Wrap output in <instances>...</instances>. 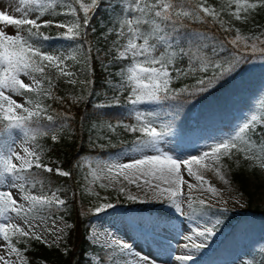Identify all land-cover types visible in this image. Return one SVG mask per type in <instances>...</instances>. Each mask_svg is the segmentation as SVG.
<instances>
[{
    "label": "snow or ice",
    "instance_id": "6c2138e0",
    "mask_svg": "<svg viewBox=\"0 0 264 264\" xmlns=\"http://www.w3.org/2000/svg\"><path fill=\"white\" fill-rule=\"evenodd\" d=\"M100 2L108 3V6L114 10L119 9V18L109 32H115L117 39L113 41L115 53L109 61V65H104L103 58H100V63L103 67H108L113 63L128 60L131 57V64L126 68L121 67L115 73L121 81L112 85L114 90L121 94L126 90L125 84L128 85L129 91L126 97V104L122 105L117 97L110 107H129V112L135 113L137 124L129 125L125 123V130L135 133H141V137L136 138L130 148L125 147L122 152L110 161H103L97 165L96 171L111 174L113 170L124 179L128 180V173L140 174L139 179L142 184H150L149 179L145 177L155 178L158 181L169 185L168 187L156 186L158 190L152 192V199H164L173 207L178 214L186 218L197 219L208 217V211L205 209V200H199L200 208H194L191 196L188 197L187 209L182 208L181 185L188 183V188L191 190L194 185L183 179L181 175V164L187 168L189 177H195L197 181H202V177L193 173L191 164L199 163L204 157L208 156L207 152L201 156H192L190 158H180L169 154L162 147V143L166 137L179 134L182 131L181 118L183 116L182 109L187 105L192 104L196 98L202 96L215 88L221 81H226L229 78H234L235 75L242 69V64L247 60L245 55L238 54L236 49H241L246 52L250 47L253 54L259 52L264 57V47H258L256 43L249 45L245 37L237 35L235 38L228 40H217L215 36L209 35L207 32L199 31L191 27V23L200 22L208 23L206 17L217 19V13L209 6L200 3V0H122L120 3H113V0H100ZM28 4L37 5L40 10V15L35 19L29 18L31 12L36 11L32 7L20 8L23 18H14L0 12V21L9 25H26L27 37L22 36L19 32L16 35L6 34L0 30V122H7L4 125L5 130L19 129L25 139L29 137L35 138L37 135H46L49 132L53 133L51 139L56 141L59 137L55 134L59 129L66 126L70 127L69 121L72 120L70 115H65L63 121L57 126L53 121V116L48 115L47 121L52 122L48 125H41L39 120H33V117L40 116V104L37 102L35 107L37 111H32L28 107L12 98V95H6V92L13 93L17 96H26L36 92L38 95L48 99L65 103L64 97L55 95L53 88L55 87L51 77L46 69H55L59 76L68 78L67 83L75 85L77 80L73 77L75 73L68 70L67 60L77 61V56L69 52L68 55H51L42 51L43 45L38 41H48L53 39L49 35L41 33V27H57L65 28L67 31L60 33L56 38L75 40L83 34L84 43H78L76 49L82 52V59L87 64L91 59V48L89 47L86 54H83V49L87 43V29L90 26V13L94 12L98 6V0H92L90 5H86L80 0L79 7L83 10V24L77 19L72 22L71 26L65 23H57L54 20H41L44 15V10L49 7L44 3V0H27ZM229 3L236 5V11L232 13L237 20L242 19L240 13H248L250 10L257 9L258 4L264 6V0H257L256 3H250L249 0H229ZM190 5V7H189ZM75 13L76 9L72 8ZM247 19V16L243 17ZM220 26H224V22L220 21ZM83 28V33L81 29ZM35 29V31H33ZM95 32V28L92 29ZM225 31H231L225 28ZM121 40H126V43H121ZM233 46V50L229 51L227 44ZM264 44V41H261ZM243 45V48H241ZM99 51V50H97ZM112 49H109L111 52ZM228 52L227 56L221 55ZM186 60V67H177L179 61ZM175 73V79L181 76L195 75L197 72L206 73L209 69L212 70L211 77L200 76L196 84L189 86L185 84L180 88H172V72ZM126 74V78H125ZM21 77H26L31 83H26ZM45 81L47 86L45 87ZM87 83L88 81H80ZM110 83V82H109ZM73 103H78L84 97H71ZM27 103L33 101L29 99ZM145 104H160L169 106L172 109L171 120L167 123L161 122L159 130L154 126V119H159L155 113H145L140 111L137 106ZM96 108L105 107L102 104L94 105ZM22 109L24 114H17L16 110ZM142 117H145L142 119ZM260 125V128L257 126ZM111 127V125H110ZM264 122L258 119L256 115H252L240 128L236 136L222 140L212 146V155L215 159H219V155H229L231 149H236L235 140L240 139L247 131L253 136L259 131V136L264 140ZM3 132H0L2 135ZM245 151L244 149H239ZM250 155L245 159L255 160L259 163L260 168L264 169V147L260 148V154L252 152L251 147L247 150ZM9 154L5 155L3 148H0V188L6 187L9 190H0V218H3L6 223H0V237L2 241H6L7 247L0 249L4 250L8 256L13 253L20 258L22 264H28V260L24 257L21 250L12 242L10 230L13 236L20 238H34L37 242H47L43 239V235L38 232L39 225L34 223V220H44V216L30 217L28 210L35 209L40 206V209L46 212H59L65 205L66 201L57 196V192L53 191L51 195H33L25 193V186L29 182V176L24 175L27 170L35 167L42 169L48 173H53L60 177L70 178L72 173L70 170H62L60 167L53 169L50 166L41 163V157L35 150H30L28 147L23 148L24 155L19 152L8 149ZM152 153V154H146ZM219 154V155H218ZM131 156L130 162H120V157ZM31 157V158H30ZM19 163H13V160ZM132 183L133 181H129ZM35 183H43L36 181ZM139 186V185H137ZM105 187V185H101ZM11 189H18L22 194L19 197L14 196ZM121 193L124 188L119 189ZM209 192H215V188H209ZM127 199L136 201L137 197L129 195ZM27 202L28 209L25 207ZM145 202V201H140ZM112 203H105L97 206L95 211L100 213L104 209L113 208ZM208 207H211L209 205ZM228 209H218L220 215L214 219L209 218L204 221L203 226L197 225L193 235L186 236L183 247L188 249V254L179 255L176 257L181 262H188L193 259V255L206 247L209 241L219 229L222 223V216ZM14 221H20L24 225ZM77 225L73 224L70 231L76 230ZM90 228H95V225H90ZM88 232L85 233V236ZM107 235V234H106ZM96 239H99L97 236ZM118 244L122 250L131 251V246L126 242L113 241L101 246L103 251H107ZM261 254H264V245H257ZM70 251L66 249V253ZM257 252L255 248L252 253H247L242 260V264H253V259ZM97 261L103 264L102 257L97 255ZM0 262L3 264H12V261L6 259L5 255H0ZM132 264H154V261L146 256L136 257ZM258 264H264V258L260 259Z\"/></svg>",
    "mask_w": 264,
    "mask_h": 264
},
{
    "label": "trees",
    "instance_id": "16d2710c",
    "mask_svg": "<svg viewBox=\"0 0 264 264\" xmlns=\"http://www.w3.org/2000/svg\"><path fill=\"white\" fill-rule=\"evenodd\" d=\"M80 2L90 5L92 0H80ZM120 2L122 0H113V3ZM249 2L256 3L257 0H249ZM44 3L49 5L44 10L47 20H54L57 23H65L71 26L72 22L79 19L81 25L83 24L84 13L80 9L79 3H76V0H44ZM200 3L213 8L218 14L217 19L213 20L212 17H206L208 23L202 24L197 21L191 23V27L207 32L209 35L215 36L217 40H224L225 38L231 40L235 38L237 35L236 30L239 29V35L248 38L247 43L249 45L256 43L258 47H264V44L261 43V41H264V6L258 4L257 9L250 10L247 14L241 12L242 19L237 20L232 14L236 11V5L229 3V0H200ZM35 6L39 10L38 6ZM72 8L76 9L75 13L72 12ZM90 16L91 21L86 37L87 43L83 49V54H86L88 48H91V59L87 64L82 59V52L76 49L78 43L85 42L83 34L75 40L60 38V41L63 42L65 40H68L69 43L74 41V48L78 52L76 62L87 66L89 73L86 74V81L88 82L83 88V92L86 94L85 99L80 100L78 103H73L62 84L55 85L53 92L57 96L64 97L65 103L63 104L38 95L36 92L25 96L32 101L39 102L42 110L40 111V116L38 118L34 116L33 120L38 119L41 125L52 123L47 121L46 117L48 115L53 116V121L57 126L63 121L65 115L72 117V120L69 121L70 127L66 126L55 133L59 137L56 141L51 139L53 134L51 132L46 135H37L35 138L30 137L35 143L34 145L42 150L44 154L45 159L42 164L53 169L60 167L62 170H70L72 175L70 178L60 177L55 172L48 173L35 167L22 173L29 176V182L25 186L26 191L39 195L49 194L60 189L57 192V196L66 201V205L59 212H46L40 209V206H37V208L30 210L29 214L32 216H44L46 221L51 220V218H63L71 226L73 224L77 225L74 231H70L71 226L68 228L64 249L56 245L48 246L43 241L37 242L33 240L30 247H26L23 242H16L19 249H23L28 264H101L100 261H95L93 258L92 255L95 254L102 257L103 264H116L118 253L121 252L119 247L103 251L101 246L91 243L88 235L85 236L86 232L89 234L90 225H93L96 215L93 210L97 206L104 203H114L116 198L121 200H124V198L115 190H107L101 186H99V191H106L107 197H103L101 192H85L82 184L89 170L83 160L94 157H113L122 152L125 147L130 148L132 142L136 138L141 137L142 134L129 132L123 127L125 123L137 124L135 113L130 114L129 112L130 106H108L114 103V101L110 100L111 97L107 93L111 88L108 82L109 77L111 75L114 77V71L121 67L126 70L127 64L131 61L130 57L128 60L113 63L108 67H103L100 60L96 57L97 49L104 48L111 36L108 33V29L110 26H114L118 20L119 9L114 10L108 6V3L98 0V6L94 12L90 13ZM245 16H247V19L243 18ZM220 21L224 22L223 27L220 26ZM17 27L22 29L27 37V28L30 26L18 25ZM93 28H95V32L92 31ZM225 28H229L231 31L226 32ZM39 31L45 35L58 37L60 33L67 31V27H41ZM81 33H83V28ZM50 40L43 42L47 46ZM226 47L229 51L233 50V46L230 43ZM241 48H243V45H241ZM236 51L238 54L245 55L247 62L242 64V69L234 78L221 81L215 88L199 96L192 104L182 109L181 128L194 129L195 126L200 125L206 127L207 120L210 118L216 121L220 127H227L229 121L227 119L232 114L233 108L237 106L239 99L248 96L251 91L257 90L258 86L264 82V57L259 52L253 54L250 47L246 52H242L241 49H236ZM228 54V52H224L221 55L227 56ZM112 56L113 54L108 57L107 63L103 61L104 65H109ZM176 66L186 67L187 61L181 60ZM170 70L173 76L172 88H180L185 84L192 86L196 84L200 76L211 77L212 75V70L209 69L206 73L197 72L195 75L181 76L177 80L175 79L174 70ZM257 97V104L253 108H255L257 116L264 119V92H259ZM119 100L122 105L126 104L125 99L120 98ZM96 104H102L105 107L96 108L94 107ZM164 108L172 113V109L169 106L164 105ZM194 110L197 111L195 124L189 121ZM150 113L158 115L162 112L159 109L157 112L151 111ZM200 119L205 123H201ZM6 123L0 122V132H3L0 135V144L6 132L4 129ZM257 127L260 128V125ZM261 130H264V128H261ZM236 141L239 142L237 147L239 155L242 154V151L239 150L242 149V143H246L249 148H255L259 153L260 148L264 147V140L260 138L259 131L255 136L251 132L246 131ZM228 165L232 180L239 185L240 191L248 198L247 207L239 212L229 210L223 214L220 227L225 226L229 231L222 233L216 239L214 248L204 258L195 261L200 264H212L215 259L225 260V258H233L237 252L246 251L247 249L249 253H252L254 248L257 252L254 260L258 263L260 259L264 258V254L260 253L258 247L251 246L246 249V243L241 238L246 234H252L253 239L258 242L257 245H264V209H260L257 205L251 206L255 193L262 187V184L256 183L252 189L248 175V173H251L258 176L257 167L254 165L247 168H235L234 163L230 161ZM36 181H41L43 186H41V183H35V187H32V184ZM208 206H204L208 211L206 219H213L220 215L218 212L219 208ZM193 207L200 208L201 205L193 204ZM134 210L140 213L156 215L161 221H170L174 218L170 212L160 207H144L137 202L134 205ZM197 220H202L198 214ZM66 249L70 250L67 254H65Z\"/></svg>",
    "mask_w": 264,
    "mask_h": 264
},
{
    "label": "rangeland",
    "instance_id": "374dc122",
    "mask_svg": "<svg viewBox=\"0 0 264 264\" xmlns=\"http://www.w3.org/2000/svg\"><path fill=\"white\" fill-rule=\"evenodd\" d=\"M32 7L36 9L30 13L29 18L35 19L38 15H40V10H37L34 4H28L27 0H0V12H4L6 15L12 16L14 18H23L22 14L18 9ZM41 20H47V16L43 15ZM18 25H9L0 21V30L5 31L6 34L16 35L18 32L20 35L25 36V32L22 29L17 27ZM113 37H110L107 42L105 48L97 49L96 57L100 60L103 58V61L108 62V57L115 53V47L113 46V41L117 39L115 32ZM51 36V35H50ZM53 37V36H51ZM43 45L42 51L47 52L51 55H68L70 51L76 56H78V52L74 48V41L70 42L68 40L60 41V38L53 37L49 41V44L46 46L43 41H38ZM121 43H126V40H121ZM69 43V44H68ZM109 49H112L109 52ZM131 58V57H130ZM66 64L69 66L70 71L75 73L74 79L77 80L75 85L69 84L66 82L68 78L61 77L58 75L55 69H46L48 75L51 77L54 85H64L66 88L68 95L70 97H84L83 88L86 86V83H81L80 81H86V74L89 73L87 70V66L83 63H79L72 60H67ZM131 64V62L127 65V67ZM120 69H117L118 72ZM170 70V69H169ZM115 72V73H116ZM24 79L26 83H31L30 80L26 77H21ZM126 78V74H125ZM121 81L120 77L116 75L110 77V90L107 92L111 97V101H115L118 97L125 98L128 95V85L125 84V91L121 94L119 91L114 90L112 85H115ZM47 86V81H45V87ZM259 92H264V83L258 86L257 90H253L246 97H241L238 101V106L234 107L232 114L227 119L228 126L220 127L217 122H210L203 126H196L194 129L182 128V131L179 134L168 136L166 140L162 143V147L169 154H172L176 157L180 158H190L192 156H201L203 153L207 152L209 155L204 157L199 163L193 162L191 164V168L195 175L202 177V181H197L195 177H192L190 183L194 185V187L190 190L188 188V183H184L181 185V197L182 200V208L185 211H190L187 209V202L189 195L191 196V200L193 204H199V200H205V204L226 208L230 210H244L246 208L247 196L244 195L239 188V185L232 180V176L230 174V167L228 162L234 163L235 168L248 166H256L259 175H249V182L254 188V184L259 183L262 184V187L255 193L253 202L251 206L257 205L260 209H264V169L260 168V165L255 160H247L245 157L250 155L248 150V145L246 143H242V154L239 155L238 149H231L229 155H219V159H215L212 155V146L216 143L221 142L225 139H230L237 135L239 132V128L250 119L252 115H256L254 105L257 104V96ZM6 95H12L13 99H16L18 102L22 103L24 107L30 108L32 111H37L38 109L35 107L37 102L33 101V103L29 104L27 101L29 100L27 97L17 96L13 93L6 92ZM83 100V99H82ZM140 111L145 113V117L151 111L157 112L159 109L162 113L156 115L159 119H154V126L158 127L163 121L165 123L169 122L172 117V113L168 111V109L164 108V105L160 104H145L142 106H137ZM41 109V108H40ZM157 109V110H156ZM150 111V112H149ZM17 114H24L22 109L16 110ZM145 117H142L145 118ZM258 117V116H257ZM259 120L264 122V119L258 117ZM133 123H129L132 125ZM187 130V131H184ZM194 130V131H189ZM237 147L239 146V142L235 140ZM35 143L30 139V137L26 140L23 133L19 129H11L6 130L5 135L1 139L0 148H3L4 154L8 155V149L19 152L21 155H24L23 148L28 147L30 150H35L38 155L41 157V163L45 159L42 150L38 149ZM252 149V148H251ZM252 152L260 154L255 148L252 149ZM121 153V152H120ZM118 153L117 155H119ZM152 154V153H146ZM117 155L113 157L100 158L94 157L91 159L85 158L83 163L86 164L88 168V174L83 179L82 187L85 192H101L103 197H107L106 191H99V186L105 185L107 190L117 191L118 194L124 198L121 200L119 198L115 199V202L112 203L114 205L113 208L104 209L100 213H97L94 209V212L97 215L94 217L93 225L95 228H91L89 232V239L93 244L104 245L109 242L119 241L126 242L131 246V251L122 250L118 244L114 243L113 247H119L121 252L118 253V259L116 264H132V261L135 260L136 257L146 256L154 261V264H195L193 259L203 257L205 253H208L209 249L214 246V239L220 237V234L227 232L228 229L224 227H219L216 231V234L206 243V247L202 250L197 251L193 255V259L188 262H181L176 259L179 255L188 254V249H185L183 245L185 243H189L185 240L186 236L193 235L194 230L197 225L203 226L205 218L202 220L196 219H188L181 214H178L175 209L169 206V203L164 199H152V192L154 190H158L156 186V179L151 177H145V179L150 180V184L145 185L142 184L138 173H128L129 179H124L123 175H120L113 170L111 174H106L105 172L96 171L97 165L103 161H110L115 158ZM31 158V157H30ZM132 159L131 156L120 157V162H130ZM13 163H19L15 159ZM183 171H187L185 165L181 164V175L183 176ZM133 181L130 183L129 181ZM186 181V180H185ZM139 185V186H137ZM169 186V185H168ZM161 186L159 187H168ZM123 187L124 192L121 193L119 189ZM209 188H215V192H209ZM0 190H9L6 187L0 188ZM14 196L19 197L22 195L18 189H11ZM25 193H30L29 191L24 190ZM32 194V193H30ZM35 195V194H33ZM42 195V194H39ZM51 195V194H48ZM129 195L137 197L136 201H132L127 199ZM145 201V202H140ZM25 203L26 209H28L27 202L19 201ZM137 203L143 206L149 207H162L166 211H170L172 214L176 216V219L170 221V223H166L160 221L156 215H150L146 213H140L134 210V205ZM220 203V205H217ZM105 204V203H104ZM32 210L29 209L28 212ZM30 215V214H29ZM32 217V215H30ZM3 218H0V223H6ZM16 223H20L23 227L24 225L20 221H14ZM34 223L39 225L38 232L43 235V239L46 240V244L49 246L56 245L61 247L62 249L66 245V232L68 228L71 226L68 222L64 221L62 218H51V220H34ZM107 234V235H106ZM99 239H96V237ZM10 237L12 242L17 246L16 242H23L26 247H30L31 242L34 238H20L18 236H13L10 230ZM250 237L249 234L241 237L246 240V244H249L253 247L257 246V242L255 243L253 238ZM6 241H2V237H0V249L7 247ZM18 247V246H17ZM19 248V247H18ZM23 253V249H21ZM249 253L248 250L245 252H237L233 258H228L226 261L217 260L214 264H242V260L246 257V254ZM0 255H5L6 259L12 261V264H22L19 257L16 254H12L8 256L4 250H0ZM24 255V253H23ZM96 260L97 256H93ZM255 259V258H254ZM253 259V264H257ZM3 264V262H0Z\"/></svg>",
    "mask_w": 264,
    "mask_h": 264
},
{
    "label": "bare ground",
    "instance_id": "6f19581e",
    "mask_svg": "<svg viewBox=\"0 0 264 264\" xmlns=\"http://www.w3.org/2000/svg\"><path fill=\"white\" fill-rule=\"evenodd\" d=\"M183 176H184V178H185V180L187 181V182H190V180L192 179V177H189L188 176V174H187V171H183ZM156 184H158V185H163V186H168L167 184H165V183H163L162 181H158V180H156ZM187 184V183H186ZM217 205H220V203H217ZM221 206V205H220Z\"/></svg>",
    "mask_w": 264,
    "mask_h": 264
}]
</instances>
